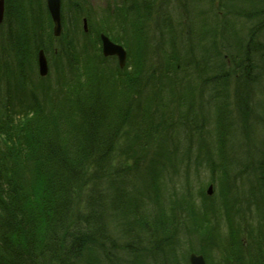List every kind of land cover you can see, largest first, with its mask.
Listing matches in <instances>:
<instances>
[{
    "label": "trees",
    "instance_id": "obj_1",
    "mask_svg": "<svg viewBox=\"0 0 264 264\" xmlns=\"http://www.w3.org/2000/svg\"><path fill=\"white\" fill-rule=\"evenodd\" d=\"M164 1H182L185 17L154 25ZM72 2L62 0V23L76 31L86 0ZM4 3L0 81L10 60L23 79L41 50L60 59V72L36 108L18 115L0 106V264H141L151 255L161 261L165 249L172 255L162 174L192 149L206 116L219 137L216 152L233 147L230 165L244 166L238 175L264 194V0H123L108 14L122 32L108 19L90 32L95 43L105 34L125 47L123 69L100 46L93 54L74 42L79 32L72 41L55 38L46 0ZM136 15L141 22L131 20ZM156 52L161 77L147 67ZM230 233L204 251L264 264V232Z\"/></svg>",
    "mask_w": 264,
    "mask_h": 264
},
{
    "label": "rangeland",
    "instance_id": "obj_2",
    "mask_svg": "<svg viewBox=\"0 0 264 264\" xmlns=\"http://www.w3.org/2000/svg\"><path fill=\"white\" fill-rule=\"evenodd\" d=\"M66 2L71 4L74 3L72 0H66ZM122 3L123 0H86L83 12L78 17L79 20L76 31L71 28L66 30V26L62 23V31L59 36L62 38L61 41H72V37L79 32L80 34L75 37L74 42L81 44L85 43L87 48L92 50L91 52L93 54L100 46L101 54L105 57L102 51V41L100 44L95 43V37L92 38L90 32L92 30H99L100 22L103 19H108L107 22L109 27L111 26L115 33L122 32L121 27L108 16L109 13L112 14L114 11L113 9L122 5ZM184 6L182 1H180V3L164 1L163 8H161L160 11L161 13L155 15L154 25L156 23L162 24V22L170 16L176 23L180 22L182 15L185 17V12L183 11ZM125 18L126 17H123V20ZM131 20L140 21L137 15L132 16ZM151 34L158 42L162 41L164 38L155 26L151 29ZM165 41L169 43V45H167V51H170L172 40L166 38ZM59 43L60 41L56 44ZM177 46L179 47L178 43ZM122 47L127 53L125 47ZM172 48V50L175 51L174 47ZM156 54L157 52L151 54V59L149 60L150 65L148 63L147 67L148 70L152 68V71H156L158 74L157 77H159V75L161 77L164 71L162 70L159 74L162 60ZM111 57L115 59L120 67L118 58L115 56ZM59 60L60 59L47 56V77H42L40 75L38 58L37 61L32 60L30 62L31 64L27 67V69L30 68V73H26L23 79H21L19 74L14 75L17 73L13 71L16 67H14V62L10 60L8 66L12 70L9 71L7 77L2 78V81H0V98H2L0 106L2 108L11 106L15 109L14 113L17 112L18 115L26 112L27 109L36 108L37 105L41 104L42 93L48 83L54 81L58 82L60 72ZM126 64L127 58L125 66ZM13 72L14 74H12ZM169 95H172L170 91ZM206 117L204 122L202 118H199L202 127L198 134H196V143L192 149L184 152L182 156H178L175 159L172 158L173 165L169 164V168H166L167 171L162 174L166 183L169 184V193L165 194L161 203L166 211L163 220L166 219V223L171 229L169 235L172 241L168 249L171 250L172 255L166 253L167 249H165V254H159L161 261H156L151 255L152 257L146 256L143 260L144 262L142 261L141 264H190L189 256L192 253L202 255L204 258V254L207 255V257H209L207 262L210 263V259L212 261L210 264H249L247 261L244 263L237 262L233 258H229L228 261L222 256L218 249L211 251L205 249L204 251V247L212 246L215 248L216 242L220 237H223L225 241L229 240L231 229L239 230L240 226H243V229L251 227L257 232H264V222L261 221L264 219V205L261 203V201H264V194L261 184L254 181V185H250L253 179L249 180V177H246V175H238L239 172H242L244 166H238L237 169V167L233 168V166L230 165L235 158L231 156L235 150L233 147L226 146L221 154L220 151L216 152V147L218 148L219 144V137L213 130L214 121L212 120V115H210V118L208 116ZM203 128L205 129L203 130ZM256 135L257 138L260 139V128H257ZM230 148L233 150L232 152ZM248 149L254 152L255 146L252 148L248 146ZM157 152L158 151L155 153ZM251 155L249 154L245 164H247L249 160H252L250 159ZM212 159L215 163L212 162ZM226 169L228 172L226 178H223L221 173ZM244 169L246 168L244 167ZM233 171L237 172V175H233ZM188 192H191L194 196ZM227 198L228 206H225L224 202ZM182 201L186 203L183 204ZM259 202L263 207L260 206ZM189 203L195 205V207L192 208L196 209L195 215H192L188 211L189 208L186 204ZM157 208V205L153 202L150 211L155 213ZM231 218H233V223L229 222ZM144 247L149 251L152 245L144 243ZM188 248H190V250ZM123 253H116V255L120 256L121 254V256H124L125 253ZM148 254L150 255V253ZM117 262H119V258Z\"/></svg>",
    "mask_w": 264,
    "mask_h": 264
},
{
    "label": "water",
    "instance_id": "obj_3",
    "mask_svg": "<svg viewBox=\"0 0 264 264\" xmlns=\"http://www.w3.org/2000/svg\"><path fill=\"white\" fill-rule=\"evenodd\" d=\"M46 2L54 25L53 26L54 36L59 37L62 31L61 0H46ZM4 7H5L4 0H0V24L2 23L4 18V11H5ZM101 41H102V51L104 56L117 57L119 60L120 67L123 68L125 66L126 58H127V53L125 52L124 48L121 45L112 42L105 35L101 36ZM38 61H39L40 75L42 77H46L48 74V62L44 54V51L39 52ZM189 262L190 264H206L204 257L202 255H197L195 253H192L189 256Z\"/></svg>",
    "mask_w": 264,
    "mask_h": 264
}]
</instances>
